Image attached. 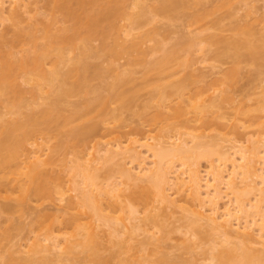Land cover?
<instances>
[{
    "label": "rangeland",
    "instance_id": "obj_1",
    "mask_svg": "<svg viewBox=\"0 0 264 264\" xmlns=\"http://www.w3.org/2000/svg\"><path fill=\"white\" fill-rule=\"evenodd\" d=\"M115 1L117 2H113L111 8L118 7L116 9L119 13H122L121 10L123 8L125 12H128L129 14H137L138 12V14L143 13L142 15L140 14L139 22L141 23L138 27L139 30H134L137 27L133 28L130 38H128V36L126 37L124 31L127 26H130V21L128 22V19L126 20L125 17L122 18L124 15H120L115 9L112 8L111 10L110 8V13L109 11H104L107 13H104L103 26L109 29L111 26L109 24L113 22L114 24L117 23L119 30H114V32H112L113 34H110L108 38L111 37V39L107 38L106 40L108 42H105L100 35L85 42L82 40V37H85V33L82 31L79 32L81 38L78 34V37L75 39L78 40L75 42L74 47L62 45L61 51L64 53L63 55L65 56V59L68 58L63 60V63L60 62L59 68L63 72V75H65L64 72H68L67 75L69 74L68 76H64V79L66 77L68 78L64 80L65 82L63 86L69 88V86H74V84L76 85L80 81L81 84H84V87L82 85L83 88L81 87V90L78 89L71 92V94L69 93L70 95L67 93V95L61 96L59 98L61 110L59 111L50 110L49 103L59 97L55 94L56 91H54V89L59 83H62L59 81L60 78L58 77L57 80L55 79L53 84L50 85L46 80L40 77V74L38 76L33 75L31 76V79L27 80L28 74L22 69L21 59L34 55V52H32L34 47L28 42L29 39L27 33L29 31H32L35 33L34 35L38 37L35 41L36 47L41 45L45 46L44 44L47 41L45 38L41 37L43 35L45 24L48 25V29L51 31L50 33L56 34L60 31L58 29L64 27L65 24L69 25L70 22H62V20L59 19L57 23L54 21L56 24L50 23L54 19H51L53 18V15L50 11L46 10L47 8H45L46 0H38L37 2L36 0H26L24 4L25 7L20 10L21 14L19 15V23L8 20L3 24H0V35L3 33L2 36L5 38L14 37L18 31L19 33H24L23 36L14 43L15 48L13 47L12 49L13 53L9 55L11 57H8L13 63L15 70L12 72L13 76L11 78V84L7 90L0 95V115H2L0 118V137L4 135V132L9 126H11V123L14 120L23 123V126L14 130L12 137L14 139H19L25 131L31 130L33 133L28 140L30 143L34 142L31 143V146L27 143L21 153L17 155V158H9L6 149L0 152L2 156L4 155L6 157L7 162L0 167V264L2 259L6 258L11 251H13V248L15 247L14 244H16V247L18 244L23 247H17L22 249L21 254L19 252L17 255L21 256L25 254L24 256H26L28 253L26 251L27 248L29 249L31 242L36 239L35 235H37L38 240H42V237H44V234L48 231L49 225L52 226L54 232L62 235V237L59 236V239H61L63 236H70L71 231H73V225L68 222V219L72 215H76L78 212L79 214H77V216H80L82 213L81 216L83 218H81L83 220L79 217L81 220L79 221H83L82 223L89 220L85 213H83V209L79 210L77 206H74L78 199L75 197L73 199L74 193L71 192L72 190H69V187L72 185L71 173L75 170H70L69 167L73 168L75 165L73 162L75 163L74 160L78 157H81L80 160L83 159V157L84 160L85 158L89 159L91 155L89 156L88 154H93L92 148L93 150L96 148L99 149V151H101L100 153L103 154L105 150L115 149L114 147L118 144L121 145V147H125V145L132 143V146L137 148L138 144L144 140L148 143H153L160 137H164L163 140L165 139L168 143H171L169 141L172 140L173 142L177 133H182V138L188 140L190 139V135H198L200 140L207 142L217 136L222 137L226 139L225 144L227 146L233 143L241 144L243 146L249 145L248 143L250 141H247V139H250L249 137L255 139L264 136V46L262 47V55H258L256 59H252L248 56V49L245 47H239L238 52L243 56L236 59L234 56L231 57L228 55V49L223 43H221L222 39L226 40L228 38L227 41H230L232 38L239 39L248 37L245 36V34H241V31H243L242 28L245 27L252 26L251 28L254 29L252 36L254 35L256 37L257 34L255 35L254 33H258L262 28L261 22L258 21L261 20L262 17L264 18V0H175L173 1L175 2L173 4L170 2L172 0ZM134 2H139V5L144 6V9L142 10L139 6L134 5ZM167 3L169 6L172 5L170 7L168 6L169 8L167 7L164 9L166 11L163 12V10H160L161 13H159L158 11L153 10V8L156 9L161 4ZM72 4L75 5L74 2ZM89 5V3L86 4L84 10L91 9L92 6L90 7ZM149 9L151 12H149ZM84 10H80L79 13L81 16H83ZM141 10L142 12H140ZM152 11L153 13H156L153 14ZM58 17L61 18V15L58 14ZM239 20L241 23H239ZM245 22H247L248 25H245ZM237 24H240L241 28L240 26L237 27ZM155 27L157 28L154 30H159L156 35H154V31V33H150ZM236 29L240 30L239 32L241 33L237 32L238 30ZM255 29L256 31L258 30V32H255ZM164 30L166 31L164 32ZM261 30L263 31V29ZM71 33L72 31L68 32V34ZM136 33L139 35H136ZM210 33L219 34L221 37L215 34L217 38L215 36L214 38L220 39L221 42L211 45L213 44L212 40L206 39L207 36H210ZM135 35L136 37H134ZM146 35L147 38L145 37ZM195 36H197V39L194 41ZM218 36L220 38H218ZM258 36L260 37L259 33ZM115 37H117V41L120 45L124 42L127 43V45L131 42L137 43V40L142 43L133 47V51H131L132 49H129V52H124V50L116 44L117 42L115 43ZM183 37L185 39H183ZM201 37L206 40L204 39L203 41ZM186 38H188L189 41L193 39V45H188L189 47L185 46L186 44L184 42H186L185 40H188ZM211 38L214 39L213 37ZM139 39H142L144 43ZM159 40L162 42L160 47L157 44ZM207 40H211L212 43H207ZM179 43L183 45L178 46ZM115 45L117 46L115 47ZM176 46L180 47V50L175 48L177 52L175 51L176 53H173L174 55L171 53L173 56L171 62H169L168 65L166 64L167 66L165 69H158L159 66H156L158 59L163 57V54L166 52H174V47ZM112 48L115 49V51L113 49L114 54L110 53L112 52ZM121 50H123V53ZM117 52L119 54H117ZM229 52L231 53L232 50ZM53 56L51 55L50 59L46 61V64L42 65L44 66V71H49L51 69L55 57ZM69 57L80 59V63L78 62L77 65L83 63L82 65H79V67L84 66L86 68H83L84 70L82 68V70H80L78 67H76L77 69L74 68L71 65L72 59L71 63L70 60H68L70 59ZM153 63L155 67H152ZM70 65L71 68L73 67L72 70H75L73 72L71 70V73H69V70L71 69ZM233 69H235L234 72L230 73ZM38 73H40V71ZM201 74L206 75V79H203L204 81L200 76ZM116 76H118L119 79L116 78ZM222 79L224 82L220 81ZM112 84L115 85L114 88H112ZM38 85H42L43 93L41 92V95L37 94L39 90L36 91V88L38 89L39 87ZM161 92L164 94L161 95ZM160 95L164 98L163 101L166 103L165 104L163 101L161 102L162 104H165H163L164 108L163 106L158 107L161 105L160 101L162 100V97L160 100ZM40 96L41 98H39ZM215 99L218 106L216 105L217 107H215L209 105L210 101ZM14 104L17 106H13ZM156 106L157 108H160V110L157 109ZM177 107L183 109V113L180 115L175 113ZM43 110H47L49 115H42L41 111ZM173 112L175 116L174 118ZM170 113H172V116ZM168 114L172 119L168 118L169 120H166V118H164L165 116H168ZM158 115L159 117L157 118L156 116ZM220 115H223V117H218ZM29 116L33 117L32 121H28V119H30ZM169 122L170 125L168 124ZM185 125H189V128L186 129ZM80 127L93 128L94 130L92 131L94 132L91 131L92 133L90 132L91 134L89 133V137L86 136L87 139L85 140L78 137L73 138L71 136L72 130ZM169 129L171 130L170 135ZM161 134L162 136L163 134L165 136L162 137ZM145 137L148 138L144 139ZM135 139L138 140L136 141L137 143L132 141ZM36 147H42V149H44L42 151L44 154L41 156V160L48 159V161H52L51 164L48 165V171H50L49 173L52 177L56 178V182L60 185L59 188H61L64 193L62 201L57 199L59 196L56 192L53 193V191H50L52 194L48 192V195L46 193L43 195L40 194L39 196H34L30 193V195L26 197V195L23 194L24 192L22 193V191H20L21 188L18 187L21 184L25 185L28 183V179L22 174V171L26 170V166L29 164L30 160H32L30 157L33 156V150H35ZM137 151L140 152L138 158H136L138 161H134L133 159V162H130V159L126 158L125 161H121L125 167H129V165L133 168L136 167V163L138 164L140 161L139 157L141 160L144 159L146 163H149V157L146 151L144 149L139 150L138 148ZM100 153H97L98 155L96 156L99 157ZM27 158L29 159L27 160ZM60 160L63 161L64 165L60 163ZM56 161L58 162L56 163ZM100 161L103 162L102 159ZM79 162H83V160ZM126 162H129L130 164ZM106 164L108 163L104 162L101 166L97 164L99 167L97 171H100V179H104L108 174L107 169H105ZM110 164L112 165V163ZM198 166L200 171L199 175L201 174L200 176L202 177L201 179L203 180L207 178L206 170L208 168V161L201 158ZM67 167L70 172L67 171ZM20 171L21 173H18ZM69 173L70 175L68 177ZM113 178L114 180H118V173L115 172L112 179ZM79 179H81V176L76 180L79 181ZM100 181L104 180L101 179ZM51 183L52 182H50V185H52ZM133 186L134 185L125 189V192H127L126 194L124 193L125 195L122 197L124 201L126 199L127 203L136 205L140 210L139 212L142 211L140 215H143V209H147V207L152 212L154 207L152 209L151 207L153 204L156 205L155 202L152 203L150 201L151 203H149L147 207L146 205H139L137 202L139 197L146 195L149 191L145 194L146 190L144 188L138 189L134 194L136 195V198L131 199L128 197V194L132 193L130 190L134 191ZM222 195L223 199H220L219 201L220 209H222L228 202V197L225 193H222ZM70 200H75L73 205L72 203L70 205V202H72ZM177 203H186L185 196L180 195ZM231 204V208L235 206L233 202ZM148 209L147 212L144 211L146 213L150 212ZM161 209L155 210L156 212H159ZM167 210L159 212L161 214H159L158 217L161 216L162 218L160 219L156 217L158 223L155 227H150L151 229L148 228L150 234L152 231H157L155 238H158V241L152 239L150 241L153 242V245L152 243H150L151 246L149 244L147 245L148 249L146 252L150 253L151 250H154L156 255L154 254L155 256H152L154 252L152 251V254L150 253L152 257L149 256L150 259L145 261V264H155V262H158V259L160 260L162 255L167 254V256L170 255L169 258H171L167 264H178L180 263L178 262L180 260L184 264H212L202 261V253H207L209 247L208 242H210V240L207 242L209 235L207 236V233L204 232L206 233L205 236L203 234L202 237H199L198 235L196 238L191 237L192 240H190L192 242L190 241V246H192V249L188 250L189 252H186L182 246L185 241H182V234L178 230L181 227H176L178 230L177 232L175 231L176 228H174L176 225L180 226L182 224V220L177 221L178 217H182L181 210L174 209L173 216H170L168 213L169 210ZM86 212L88 213V211ZM113 214L115 215L117 212H114ZM158 227L159 229L161 227L160 230H163L162 232L169 230V233L164 232V235H162V232L158 231L159 229H156ZM172 228L175 232H172ZM104 231L105 232L103 233L100 232V234L104 235L103 238H106L104 240L102 235L100 236L102 243L98 252L104 258H109L112 255V252H120L121 248H119L117 244L112 246V243H110L106 236V229ZM142 235L143 234L137 236V239L142 240L144 238L141 237ZM159 239L161 241H159ZM193 240L195 242H193ZM74 250L73 253L64 255L70 256L73 259L72 262H76L77 264L80 262V264H90L89 261L91 257H88L85 252L81 250L80 246H78L77 249L74 248ZM131 252H133V249L124 251L117 257H112L109 259V264L110 262L115 264L118 258L125 257L126 259H130V255L131 259L134 258L135 260H137V257H140V252ZM177 257H179V260ZM197 257H201L202 259L199 260ZM72 259L67 260L64 264H72ZM194 260H198L197 263ZM234 260L233 262L228 263L237 264L238 262L236 263V260ZM173 261H175V263ZM191 261L194 262L192 263Z\"/></svg>",
    "mask_w": 264,
    "mask_h": 264
},
{
    "label": "bare ground",
    "instance_id": "obj_2",
    "mask_svg": "<svg viewBox=\"0 0 264 264\" xmlns=\"http://www.w3.org/2000/svg\"><path fill=\"white\" fill-rule=\"evenodd\" d=\"M25 1L26 0H0V24L1 23L3 24L8 20H12L19 23L20 21L19 15L21 14L20 10L25 7L24 5ZM37 1L38 0H36V2ZM173 1L175 0H172L170 2L173 4L175 3ZM73 2L75 3V5L72 4ZM113 2H117V1L115 0H86V1L85 0H46L45 8H47L46 10L50 11L51 14L53 15V18L51 19H54L51 21L49 18V20L51 21L50 23H54V21H56L57 23V21H59L60 19L62 20V22H68V23L70 22V24L69 25L65 24L64 27L58 29L60 31H58L59 33L56 34L50 33L51 31H49L48 25L45 24L43 35L41 36L42 38H45L47 41L44 44L45 46L41 45L39 47H36L35 41L38 37H36L34 35L35 33H33L32 31H29L28 33L26 32L29 39L28 42H30L34 47L32 51L34 52L33 53L34 55L22 58L23 60L21 59L22 69L25 71L26 74H28L27 80L31 79V76L33 75L38 76L40 74L41 75L40 77L46 80L49 83V85L53 84L55 79L57 80L58 77L60 78L59 81L62 82L59 83V85H57L54 89V91H56L55 94L59 97L58 99H55L54 101H51L49 103L50 110H56V111L61 110V106L59 105V98L61 96L67 95V93L71 94V92L73 91H76L78 89L81 90L82 85L84 87V84H81L80 81L76 85L74 84V86L71 87L69 86V88L63 86L65 82L64 80L68 78L66 77L64 79V76L65 75L68 76L69 74L67 75L68 72L67 73L64 72L65 75H63V72L59 68L60 62L68 58L66 56L67 58L65 59V56L63 55L64 53H62L61 51L62 45H67V47H74L75 42L78 40L75 39L78 37V34L79 37L81 38L80 36L81 34L79 32L82 31L83 33H85L84 34L85 37L84 38L82 37V40L85 42L91 40L93 37L98 35H100L101 38L105 40V42H108L106 40L110 36V34H113L112 32H114V30L115 31L119 30L117 23L114 24L112 22L111 24H109L111 25L109 29L103 26L104 13L105 14L107 13L104 11L105 10L109 11ZM88 3L90 4L89 5L90 7L92 6L91 9L84 10L86 4ZM167 4H161L158 8L156 9L153 8V10L158 11L159 13H161L160 10L161 11L163 10L164 12L166 11L164 9H166L169 6V4L168 5ZM134 5L139 6L142 10L144 9V6L139 5V2H134ZM112 8L115 9V11H117L116 8L118 7H112ZM80 10L82 11L84 10L83 16H81V14L79 13ZM142 10L140 12H142ZM121 11L122 13H119V11L117 12L120 15L121 14L124 15L122 16V18L125 17L126 20L128 19V22L130 21V26H127L128 29L126 28V30L124 31L125 32L124 35L130 38L133 32V28L137 27L134 30H139L138 27L141 23L139 22L141 13L138 14L139 13L138 12L137 14L136 13L129 14L128 12L127 13L125 12L124 8ZM149 12H151L150 9ZM58 14L61 15V18L58 17ZM56 16L58 19L56 18ZM261 20L263 21V23ZM261 20H259L258 22H261L262 25L261 24L260 25L262 28L261 27L260 28L263 29V31L260 28H259L260 29L259 32L258 30L256 31L255 29V32H258L260 34V37L258 36V33H254L255 35L257 34L256 37L254 35L252 36L254 29H252L251 26V27L242 28L243 30L241 31L242 33L239 32L240 30L236 29L238 30L237 32L241 33L242 35L245 34V36L248 37H243L239 39L232 38L233 40L231 39L230 41H227L228 39L227 38L226 40L222 39L221 42L220 39L214 38V36L216 37V35L219 34L215 33L216 34L215 35L213 33H210L209 35L211 36L212 34L211 37H213L214 39H212L210 36H207L206 39H211L213 44H211L212 43L211 40H207L208 41L207 43H210L211 45H215V43L218 42L223 43L224 46L228 49V53H229L228 55H230L231 57L234 56V58L236 59H238L240 56H243L240 52H238L239 47H245L246 49H248V56L251 57L252 59H256L258 55H262L263 53L262 47L264 46L263 45L264 39H262L264 38V18L262 17ZM239 23H241L240 20ZM245 23H246L245 25H248L247 22ZM236 26L237 27L240 26L241 28L240 24L239 25L237 24ZM156 28L157 27L153 28V30L150 31V33L154 31L155 32L154 35L158 34L159 30L157 31L154 30ZM69 31H72V33L68 34ZM165 31L166 30H164V32ZM1 34L3 35V33ZM23 34L24 33L22 32L19 33L18 31L16 32L14 37L12 36L11 38H7V37L5 38L2 35H0V95L4 91H6L9 85L11 84V78L13 76L12 72L15 70V67L13 63L9 60L10 58L8 57H11L9 55L13 53L12 49L15 46L14 43L18 41V39L22 37ZM136 35L139 34L136 33ZM136 35L134 37H136ZM250 35L252 38L250 37ZM197 36H195L194 41L195 39H197L196 38ZM219 36L218 38L221 37ZM145 37L147 38V35ZM253 37H255L256 39ZM108 39H111V37ZM115 39H116L115 43L117 42L116 44L120 46L121 49L124 50V52L128 51L129 49L131 50L133 47H136L139 43H142V42H138L137 40V43L131 42L130 44L128 43L127 45V43L124 42L125 44L122 43L124 45L121 44L122 45L121 46L120 43L117 41V37H115L114 40ZM183 39L185 38L183 37ZM192 40L193 39H191V41H189V39L185 40L186 41L184 42L186 44L185 46L193 45L194 41L192 43ZM140 41L143 40L141 39ZM157 44L160 47L162 45V42L159 40ZM183 44L179 43L178 46ZM117 45H115V47ZM158 46L156 47L159 48ZM79 47L78 49L80 50ZM175 48H177V50H180L179 49L180 47L176 46L174 47V49ZM113 49L114 48H112L111 50L112 52L110 53H113L115 51V49L114 51ZM34 50L36 51V53ZM123 50H121V52ZM177 50L175 49L174 52H170V53L166 52L165 53L166 55L163 54L164 56L159 58L160 60L158 59L156 63V66H159L158 69L161 70L165 69V67L168 65L169 62H171V59L173 58L172 54L176 53ZM230 50H232L231 53L229 52ZM131 51H133V49ZM53 54L55 57L53 56ZM117 54L119 53L117 52ZM51 55L54 57V60L52 62V67L49 71H44V66L42 65L46 64V61L50 59ZM69 58L70 59L68 60H70V63L72 59L71 65L74 68L78 67L80 68V70L86 68L84 66L79 67V65H82L83 63L77 65L78 62L80 63V59H78L77 57H76L77 59H73V57H69ZM152 67H155L154 63ZM72 68L69 70V73H71ZM234 70L235 69L230 71V73H233ZM39 71L40 73H38ZM73 71L75 70L73 69L72 72ZM200 76L202 77V80L206 77L205 74H201ZM116 78H118V76H116ZM220 81L224 82L223 79ZM38 86H37L38 89L36 88V91L39 90L37 94H40L41 92L43 93L42 85H38ZM85 86L87 87L86 84ZM114 86L115 85L112 84V88H114ZM163 94L161 92V95ZM161 95H160V100L162 97ZM39 98H41V96ZM163 100L164 98L162 97V100L160 101L161 105L158 107L163 106L164 108V105L166 103ZM162 101L165 103V104L163 103L164 105L161 103ZM211 101L209 105L215 107L218 106V104L215 102L216 99ZM13 106H17V105L14 104ZM157 109L160 110V108ZM175 113L177 115H180L181 113H183V109L181 107H177V109H175ZM41 114L44 116L49 115L47 110L41 111ZM170 115L172 116V113H170ZM170 115L168 114V116L165 117L163 116V117L166 118V120H169L168 118L172 119ZM1 116L2 115H0V118ZM156 117L158 118L159 115ZM174 117L175 116L173 112V118ZM218 117L222 118L223 115H220ZM29 118L30 119H28V121L33 120L32 116H29ZM168 124L170 125V122ZM22 126L23 123L13 120L11 126H9L10 128L8 127L7 130L4 132V135L0 137V152L6 149L9 158L10 157L17 158L18 157L17 155L21 153V151L24 149L27 143H29L28 145L30 146L31 143H34V142L30 143L28 140L33 133V131L31 130L25 131L22 137L19 139H14L12 137V133L14 132V130L19 129ZM185 126L186 129L189 128V125H185ZM92 130L94 129L89 127L86 128L80 127L77 129L75 128L74 130H72L71 136L73 138L78 137L85 140L87 139V137H89L88 134ZM170 133L171 130L169 129V135ZM164 134L163 136H165ZM181 135L182 133H177L175 139L173 138L174 139L173 142L172 140L169 141L171 143H168V141H166L165 139L164 141L163 140L164 137L161 134L163 138L159 136L160 138L159 139L157 138L158 140L154 141L153 143L150 142L148 143L147 141L144 140L143 142L138 144L137 148L139 150L144 149L146 151L149 157L148 159L149 163H146L144 159L141 160L139 157L140 161L138 162V164L136 163L137 166L134 168L132 166L130 167V165L129 167H125L124 164H122L121 162V161H125L126 158L130 159V162H133L132 161L133 159L134 161L135 160L138 161V159L136 158H138L140 152L137 151L136 147L132 146L133 145L132 143L125 145V147L123 146L121 147V145L118 144L116 147H114L115 149L105 150L103 154L100 153L101 151H99V149L96 148L97 150L96 149L93 150L92 148L93 154H88L89 156L91 155L90 158L88 156L89 159L85 158L84 160L83 157V159H81L83 160V162H79L81 161L80 160L81 157L75 159L74 160L75 163L73 162V164L75 165L74 166L72 165L74 169L72 167L71 168L69 167L70 170L71 169L73 171L75 170L73 173H71L72 185L71 187H69L70 188L69 190H72L71 192L74 193L73 199L74 197L78 199V200L75 199L77 202H75L74 206H77L79 210L83 209L84 211L83 213H85L87 219L89 220L82 223L83 221L80 222L81 220H83L82 219L83 217L81 216L82 213L80 216L79 215L77 216V214H79L78 212L76 215H72L68 219L69 220L68 222L73 225L72 227L73 231H71L70 236L67 237L63 236V238L61 239L59 238L62 237V235H59L56 232H54L52 226L49 225L48 231H46L47 233L45 232L46 234H44L42 240H38L37 235H35L36 237L34 236L36 239L33 242H31V244L29 245V249L27 248L26 251L28 253L26 254V256H24L25 254L21 256L17 255L19 252L21 254L22 252L21 248L23 247H21V245L18 244V246H20L21 248L20 247L17 248L18 246L16 247V244H14L16 249L14 247L13 251H11V253L6 258L2 259L1 264H64V262H66L67 260L72 259L70 256H65L64 254L68 255V253L70 254L73 253L75 251L74 248L77 249L78 246L81 247V250L85 252V254L88 257H91L89 261L90 264H109V259H111L112 257H117L120 255V253L132 249L133 252L135 251L136 253L140 252V257H137V260H135L134 258H132L133 259L132 260L130 255V259H126L125 257L118 258L115 264H145V261L150 259L149 256H151L152 254L151 252L154 251L151 250L150 252L151 254L146 252L148 249L147 245L148 244L150 245V243H152L153 245V242L150 240L158 239L155 238V234L157 231L151 230L152 232L150 234L148 232V228L155 227V225L158 223V219L156 217H158L159 214H161L159 212L161 211L163 212L164 210L167 209L169 210L167 211L170 214V216H173L172 214L175 211L174 209L181 210L182 217L180 218L178 217L177 221L182 220V222L180 221L182 224L180 226L176 225L174 228L176 227L182 228V229L179 228L178 230L182 234V241H185V243L182 246L184 247L186 252L192 249L191 248L192 246H190L191 245L190 241L192 240L191 237H195V238L198 236L202 237L203 234L205 236L206 233L207 236L209 235L207 238V242L208 240H210V242H208L209 247L207 249V253L206 252L202 253L203 259L201 257L200 258L197 257L199 260L202 259V261L209 262L212 264H229L233 262V260L235 259L236 261L235 260L234 261L236 263L238 262L237 264H264V136L255 139L249 137L250 139H247V141L249 140L251 142L248 143L249 145L243 146L241 144L233 143L227 146L225 144L226 139L218 136L212 139L211 141L207 142L200 140L198 135H192V136L190 135L189 140L182 138ZM147 138L148 137H145L144 139ZM132 141L136 142L138 140L135 139ZM43 150L44 149H42V147H36L35 150H33L34 151L33 156L30 157V159L32 160H30L28 165L26 164L27 165L26 170L22 171V174L25 175L26 178L28 179V183H26L25 185L21 184L18 187L21 188L20 191H22V193L24 192L23 194H25L26 197H28L30 193L34 196L37 195L39 196L40 194L43 195L46 193L48 195V192L53 191V193L56 192L58 194L59 198L57 199L59 201H62L64 193L61 190V188H59L60 185H58V183L56 182V178L52 177L51 174L49 173L50 171H48V165H50L52 161L50 162V160L48 161V159L41 160V156L44 154L42 152ZM97 153L98 154L100 153L99 157L96 156L98 155ZM201 158H204L208 161V168L206 170L207 178L203 180L201 179L202 178L200 176L201 174L199 175L200 165L198 166L199 160ZM28 159L29 158H27V160ZM101 159L103 160V162L100 161ZM61 161L62 160H60V163L63 164V161L62 162ZM5 162H6V157L0 154V167L3 166ZM57 162L58 161H56V163ZM99 162L108 163L106 164V168L104 167L105 169H107L108 174L106 171L107 174L105 176L106 178L105 177L104 179L101 178L104 181H100L101 180L99 178L100 171L99 172L97 171L99 169L97 164H99V166H101L102 164ZM110 163H112V165ZM69 169L67 171H69ZM114 171L118 173V178H119L118 180H114V178L112 179L115 173ZM18 173H21V171ZM69 175L70 173L68 174V177ZM77 176L78 177L81 176V179H79V181L76 180L78 179ZM50 182H52L51 183L52 185H50ZM132 185H134L133 186L134 191L130 190V192L132 193L128 194V197L131 199L136 198V195L134 194L135 192L138 191V189L144 188L146 190L145 194L149 191V193H147L148 195L146 194L144 196L139 197L137 199V202L139 205L140 204H142L143 206L146 205V207L149 203L155 202L157 206L154 204L152 205V207L150 206L151 209L154 207L152 209L153 210L152 212L147 207L148 211H150L152 214L150 212H148L149 214L146 213L147 209L145 208L143 209V215L142 214L140 215L142 211L139 212L140 210L136 205L132 203H127L126 199L124 201L122 197L127 192V191L125 192V189H127V187ZM222 193H225V195L228 197V202L223 206L222 209H220L219 201L220 199H223ZM180 195L185 196L186 203L184 204L177 203L178 197H180ZM74 201L70 202V205L71 203L73 205ZM232 202L235 205L233 206L234 208L233 207L231 208ZM161 208L164 210H162ZM155 209L156 210L161 209V211L156 212ZM86 211H88V213ZM114 212H117V214L114 215L113 214ZM79 217L81 220L79 219ZM158 218L161 219L162 217L160 216ZM177 228L176 230L174 229L176 232L178 231ZM105 229L107 232L106 236L110 241V243H112V246L117 244V246L121 248L120 252L117 253L112 252V255L109 258H104L98 252L100 245L102 243L100 239V236L102 234H100V232L101 233L105 232L104 231ZM156 229H159V227ZM160 229L158 231L162 232L163 230ZM171 230L172 232H175L173 231V228ZM164 232L169 233V230ZM164 232H162V235H164L163 234ZM141 234H143L141 237L144 238L142 240L137 239V236ZM103 236L104 235H102V238ZM105 238L103 239L105 240ZM159 241L161 240L159 239ZM193 242L195 241L193 240ZM154 254L156 255L155 251L153 252L152 256ZM167 255H162L160 260L158 259L157 260L158 262H155V264L169 263L170 261L169 259L171 258H169L170 255L169 256ZM177 259L179 260V257H177ZM72 261L73 259L71 260V262ZM197 261L198 260H196L195 262L197 263ZM173 262L175 263V261ZM178 262H180L178 264H184L183 262H181V260ZM74 263L76 262H72V264ZM110 264L112 263L110 262Z\"/></svg>",
    "mask_w": 264,
    "mask_h": 264
}]
</instances>
